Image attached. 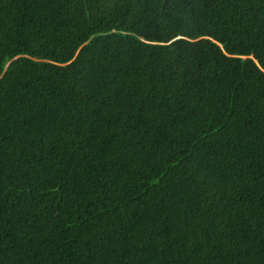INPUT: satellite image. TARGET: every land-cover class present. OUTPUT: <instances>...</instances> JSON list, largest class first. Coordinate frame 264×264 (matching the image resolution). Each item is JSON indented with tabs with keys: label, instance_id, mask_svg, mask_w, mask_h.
Here are the masks:
<instances>
[{
	"label": "trees",
	"instance_id": "obj_1",
	"mask_svg": "<svg viewBox=\"0 0 264 264\" xmlns=\"http://www.w3.org/2000/svg\"><path fill=\"white\" fill-rule=\"evenodd\" d=\"M0 264H264V0H0Z\"/></svg>",
	"mask_w": 264,
	"mask_h": 264
}]
</instances>
